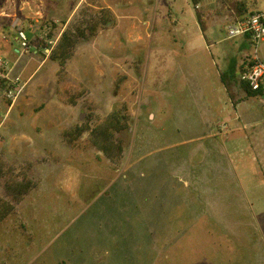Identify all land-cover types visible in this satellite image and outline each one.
I'll use <instances>...</instances> for the list:
<instances>
[{"label":"rangeland","instance_id":"obj_1","mask_svg":"<svg viewBox=\"0 0 264 264\" xmlns=\"http://www.w3.org/2000/svg\"><path fill=\"white\" fill-rule=\"evenodd\" d=\"M218 1L199 9L202 31L191 0H0L1 68L22 88L15 101L0 88V154L36 182L0 225V264H264V136L221 83L249 60ZM108 6L116 25L60 70L41 40ZM113 110L128 118L118 164L87 132L62 137Z\"/></svg>","mask_w":264,"mask_h":264},{"label":"trees","instance_id":"obj_2","mask_svg":"<svg viewBox=\"0 0 264 264\" xmlns=\"http://www.w3.org/2000/svg\"><path fill=\"white\" fill-rule=\"evenodd\" d=\"M202 1L191 0L195 8ZM222 2L224 11H232L236 17H243L253 13L251 9L257 6L258 0H222ZM197 17L201 27L204 28L202 14L197 12ZM116 22L117 19L112 10L103 7L89 15L88 19L80 27L67 25L55 45L46 44L43 40H41V43L50 52L48 58L53 62H57L61 70H63L82 43L93 40L100 30L113 28ZM48 36L52 38V33H48ZM244 66L245 64L238 68L233 61L226 70L220 73L221 83L228 97L235 104L240 102L235 92L237 86L243 89L247 98L258 97L263 94L261 91L252 90L247 82L242 80L241 74ZM241 70L242 73L239 74ZM5 71L6 68L3 69L0 65V73L3 74V77H0V88L8 91L15 86L5 77ZM8 103L10 104V101ZM69 103L72 104V101L70 100ZM127 121V116L121 110H113L105 118L95 122L93 125L85 123L64 131L62 137L67 142L74 143L87 132L89 134V142L103 153L111 163L116 165L121 161L124 154L123 143L117 136L127 131ZM35 187L36 182L28 175H15L14 169L6 164L0 154V225L15 213L17 206Z\"/></svg>","mask_w":264,"mask_h":264},{"label":"built area","instance_id":"obj_3","mask_svg":"<svg viewBox=\"0 0 264 264\" xmlns=\"http://www.w3.org/2000/svg\"><path fill=\"white\" fill-rule=\"evenodd\" d=\"M226 32L229 39L239 37L249 38L254 49V55L244 66L242 80L247 82L252 90L261 91L264 96V61L259 56L260 47L264 44V9L242 18L234 19L231 23L227 24ZM14 40L23 50L29 47L27 34L21 27H18V32L14 35ZM47 51L49 52V50ZM0 61V65L4 66V62L2 60ZM0 77H3L2 73H0ZM18 82L19 79L12 82L15 87H11L7 91V96L12 101H15L22 91Z\"/></svg>","mask_w":264,"mask_h":264},{"label":"crops","instance_id":"obj_4","mask_svg":"<svg viewBox=\"0 0 264 264\" xmlns=\"http://www.w3.org/2000/svg\"><path fill=\"white\" fill-rule=\"evenodd\" d=\"M205 1H208V0H203L202 2H200L198 4V7H196V8L193 6L195 11H196V18H197L198 24H200V25H201V23L198 20L197 12L201 13L202 17H204V15L207 13L206 11L205 12H203L202 10H201L202 12L199 11V9H203V2H205ZM218 2H222V0H220ZM222 6H223V2L221 3L220 9H219V13H220L221 16H227V24L231 23L236 18H242V17H236L234 12H232V11H230V12L224 11ZM108 8H110L113 11V13H115V9L112 6H108ZM261 10H263V9H258V7L256 6L255 8L251 9V12L255 13V12H258V11H261ZM223 11L226 12V13H224ZM115 16H116V14H115ZM245 16H247V15H245ZM227 24L224 27V33L226 31ZM202 31H206V29L202 28ZM239 38L241 39V43H240V47H239V52L241 53L240 56L246 57V59L251 60V58H252L251 54L250 53L245 54L247 46L250 48V50L253 49L249 38L248 37H239ZM245 45H246V47H245ZM15 51L18 52V50H15ZM253 51H254V49H253ZM239 72H240L239 74H241L242 70L239 71ZM242 74H241V78H242ZM219 77H220V73H219ZM258 97H262L261 101H262V105L264 106V96L261 95V96H258ZM258 97H251V98L245 97L244 99H242L239 102L238 107H237V110H238V108L240 107L241 104L246 103V102L248 103V109H247V111L245 113L246 120H247V125H248V128H250L252 130L253 137H255L257 140L260 137V135L264 136V112H262V110L257 106V104L252 101V99H257ZM65 104L67 105V102ZM263 164H261V166H263Z\"/></svg>","mask_w":264,"mask_h":264}]
</instances>
